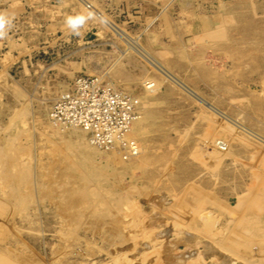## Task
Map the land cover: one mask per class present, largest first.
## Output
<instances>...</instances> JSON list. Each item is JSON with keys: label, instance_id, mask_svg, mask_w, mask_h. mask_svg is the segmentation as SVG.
<instances>
[{"label": "rangeland", "instance_id": "374dc122", "mask_svg": "<svg viewBox=\"0 0 264 264\" xmlns=\"http://www.w3.org/2000/svg\"><path fill=\"white\" fill-rule=\"evenodd\" d=\"M0 15V264H264V0ZM84 77L133 98L138 156L51 116Z\"/></svg>", "mask_w": 264, "mask_h": 264}, {"label": "built area", "instance_id": "2783aa9c", "mask_svg": "<svg viewBox=\"0 0 264 264\" xmlns=\"http://www.w3.org/2000/svg\"><path fill=\"white\" fill-rule=\"evenodd\" d=\"M51 116L65 118L70 124L91 132L94 141L106 148L121 146L129 158L138 153L136 142L128 138L137 118L133 98L116 91L110 84H103L100 78L77 80L73 90L65 93L55 105ZM100 119H118L121 123L112 127Z\"/></svg>", "mask_w": 264, "mask_h": 264}, {"label": "clouds", "instance_id": "9594fccd", "mask_svg": "<svg viewBox=\"0 0 264 264\" xmlns=\"http://www.w3.org/2000/svg\"><path fill=\"white\" fill-rule=\"evenodd\" d=\"M93 18V14L89 13L88 16L78 15L76 17H69L67 24L72 29L73 33L80 35L79 27L83 25L87 19ZM102 23H106V20H101ZM11 27V21L7 20L4 16L0 15V38H4L7 35L8 28Z\"/></svg>", "mask_w": 264, "mask_h": 264}, {"label": "bare ground", "instance_id": "6f19581e", "mask_svg": "<svg viewBox=\"0 0 264 264\" xmlns=\"http://www.w3.org/2000/svg\"><path fill=\"white\" fill-rule=\"evenodd\" d=\"M90 7H91V5H90ZM98 16V15H97ZM107 20V19H106ZM153 61V60H152ZM262 93V92H261ZM136 124V123H135ZM134 124V125H135ZM65 126V125H64ZM68 126V125H67ZM74 129V128H73ZM61 131H63V130H61ZM82 133H84V134H87L86 132H84V131H82ZM56 134H58V133H56ZM89 137V136H88ZM92 138V137H91ZM86 141V140H85ZM88 141V140H87ZM89 141H90V139H89ZM80 142L83 144V142H82V140L80 139ZM91 142V141H90ZM90 142H88V144L90 143ZM87 144V143H86ZM84 145V144H83ZM87 146V145H86ZM89 148H91V147H89ZM137 148H138V153H139V150H140V147H139V145L137 144ZM109 151V150H108ZM137 153V154H138ZM138 156V155H137ZM135 159H136V157H135ZM215 252V251H214Z\"/></svg>", "mask_w": 264, "mask_h": 264}]
</instances>
